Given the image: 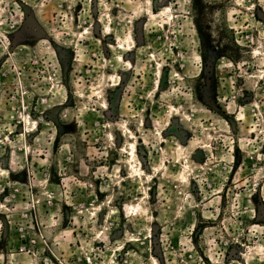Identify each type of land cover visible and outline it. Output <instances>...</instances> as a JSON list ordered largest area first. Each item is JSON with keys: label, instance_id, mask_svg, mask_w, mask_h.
Segmentation results:
<instances>
[{"label": "rangeland", "instance_id": "obj_1", "mask_svg": "<svg viewBox=\"0 0 264 264\" xmlns=\"http://www.w3.org/2000/svg\"><path fill=\"white\" fill-rule=\"evenodd\" d=\"M0 264H264V0H0Z\"/></svg>", "mask_w": 264, "mask_h": 264}]
</instances>
